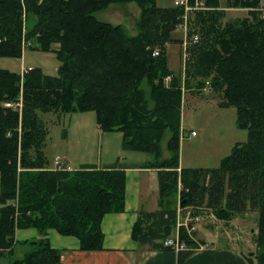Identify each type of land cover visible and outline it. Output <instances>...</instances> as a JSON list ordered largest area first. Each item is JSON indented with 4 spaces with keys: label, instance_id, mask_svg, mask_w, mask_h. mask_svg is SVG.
<instances>
[{
    "label": "trees",
    "instance_id": "trees-1",
    "mask_svg": "<svg viewBox=\"0 0 264 264\" xmlns=\"http://www.w3.org/2000/svg\"><path fill=\"white\" fill-rule=\"evenodd\" d=\"M128 2L140 9L134 34L94 16L110 3ZM204 2L221 5L220 0ZM226 3L264 8V0ZM182 13L181 7L159 6L156 0H0V56L18 57L23 45H34L54 51L60 61L56 75L38 68L22 75L0 69V252L10 249V264H58L61 257L47 237L31 242L22 258L13 257L16 228H35L43 236L55 229L76 237L81 250H99L103 216L124 210L126 176L116 166L118 159L110 166L87 164L72 171L46 166L47 131L39 112L85 110L96 112L101 129L120 131L123 146L147 153L151 159L145 164L158 169L160 208L138 212L134 241L150 250L167 249L163 240L174 233L177 202L194 213L210 209L224 221L256 211V251L246 258L264 264V11L226 20L223 10L189 14L187 35L197 40L183 71L186 85L194 80L203 88L208 78L222 93L220 106H235L237 125L248 134L214 168L179 165L180 82L167 67L165 46L181 42L172 32ZM156 47L160 51L154 56ZM144 80L150 84L149 99L140 87ZM20 88L21 117L1 106L4 99H16ZM166 130L168 156L162 157L159 141ZM179 238L187 245L178 251L177 264H182L202 240L183 227Z\"/></svg>",
    "mask_w": 264,
    "mask_h": 264
},
{
    "label": "rangeland",
    "instance_id": "rangeland-1",
    "mask_svg": "<svg viewBox=\"0 0 264 264\" xmlns=\"http://www.w3.org/2000/svg\"><path fill=\"white\" fill-rule=\"evenodd\" d=\"M173 1L156 0V3L159 6H172ZM220 3V6L213 8L225 12L223 20L246 17L250 11L256 10L252 7H243L248 8L243 9L229 5L226 0H220ZM139 12L140 9L135 2L126 4L110 3L105 8L96 11L94 16L100 21L111 22L113 25L118 23L129 34H134ZM30 23L31 20H28V25ZM25 26H27V22L23 24V33L25 32ZM172 37L182 40L181 42L167 43L165 46L167 67L178 76L180 82L179 162L183 167L214 168L220 164L222 158L231 152L234 146L247 140V130L237 125L235 106H220V102L223 101L222 93L214 90L208 78H204L203 88H197L194 85V80L191 81L189 87L186 85L187 79L183 71L185 63L191 57V45L196 41H192L194 36L188 37L187 32L185 36L183 30L178 28L172 32ZM184 38L187 42L185 47L183 46ZM155 49L159 48L156 47ZM59 65L60 61L54 51L39 50L34 45L32 47L23 45L21 56L18 57L0 56V69H6L16 74H21L22 70L25 71V68H38L44 74L56 75ZM251 78L250 75L247 79ZM169 82L170 78H164L166 87L169 86ZM140 87L145 92V97L149 99L150 84L144 80ZM19 99L23 100L21 88L16 99H4L1 106L12 112H17L21 117L22 107L13 109L5 106V103H14ZM150 106H152V103H150ZM39 117L43 120L44 128L47 131L42 151L48 168L49 165H54L53 162L56 156H59L61 164L67 160L68 164L74 168L83 162L90 164L98 162L100 164L113 163L117 157H120L125 164H145L147 162V153L126 149L123 146V135L120 131L101 129L97 123L94 110L72 113L39 112ZM191 131H195L196 134L191 135ZM169 137L170 132L166 130L159 141L162 157L168 156L166 146ZM63 170L70 171L71 169L65 168ZM156 184L158 185V180ZM175 207L178 209V204ZM186 208H180L181 218L201 216V221L196 224L195 237L198 238L201 232L211 233L215 236L217 245L223 241L226 244L232 243L243 248L248 253L247 256H253L256 251L253 239L257 231L256 211L237 214L232 219L224 221L216 218L214 213L205 207L196 209L195 213L191 208ZM200 239L202 240L203 237H200ZM29 251L30 249L26 252Z\"/></svg>",
    "mask_w": 264,
    "mask_h": 264
},
{
    "label": "crops",
    "instance_id": "crops-1",
    "mask_svg": "<svg viewBox=\"0 0 264 264\" xmlns=\"http://www.w3.org/2000/svg\"><path fill=\"white\" fill-rule=\"evenodd\" d=\"M117 159L116 166L122 167L126 176L124 210L106 213L103 216L101 220L102 249L81 250L76 237L61 235L55 229H49L47 235L43 236L35 228H16L14 232L16 243L12 245V256L22 258L26 251L31 249V242L47 237L50 246L61 251L58 264H177V251L168 248L150 250L147 245L139 244L131 238V229L138 212L141 209L154 211L160 208L156 184L158 169L146 164H125L120 157H117L115 161ZM150 159L148 155L146 161ZM113 163L91 164L100 168ZM87 164L90 163L83 162L74 168L68 164L67 160L62 162L63 166L71 170L80 169ZM50 167L53 168L54 165H49ZM185 207L194 209L191 206ZM176 220L177 217L174 234L177 231ZM199 235L197 238L194 233V238L201 240L200 237H203L202 242L206 243L207 247L194 250L182 264H250L246 258L248 253L243 248L232 243L226 244L224 241L217 245L215 236L211 233L201 232ZM9 251L10 249H5L0 252V264H10Z\"/></svg>",
    "mask_w": 264,
    "mask_h": 264
},
{
    "label": "built area",
    "instance_id": "built-area-1",
    "mask_svg": "<svg viewBox=\"0 0 264 264\" xmlns=\"http://www.w3.org/2000/svg\"><path fill=\"white\" fill-rule=\"evenodd\" d=\"M173 4H174V6L181 7L183 10V13L180 17V21L176 25V28L183 30L185 36H186V32L188 30L187 23H188V18H189L190 13L198 11V10L205 11V10L214 9L213 7L207 6L205 4L204 0H174ZM241 8H243V7H241ZM221 9H232V8H221ZM243 9H248V8H243ZM255 9L264 11L263 7L255 8ZM192 39H193L192 41H196L197 37L194 36ZM183 40H184L183 46L185 47L187 44V42L185 41L186 38H184ZM159 51H160L159 49H155L153 51V55L154 56L158 55ZM166 78L169 79L170 77L168 76ZM5 106L12 107L13 109H20L22 107V100L19 99L18 101L14 102V103H11V102L5 103ZM191 135H195V132L192 131ZM54 169L55 170L65 169L64 166H62V164L60 162L59 156H56L54 159ZM179 189H180V187H179ZM177 212L178 213H177V220H176V226H177L176 235L173 237H167L163 241V246L168 247V248L178 252V251L187 249V245H186L185 241H183L179 238V234H178L179 228L183 227L185 229L186 233L188 235H190L193 232V230L195 229V224L201 220V217L200 216H193V217L186 216L184 218H181L180 214H179V210ZM205 247H206L205 245L200 244L198 246V249H204Z\"/></svg>",
    "mask_w": 264,
    "mask_h": 264
}]
</instances>
